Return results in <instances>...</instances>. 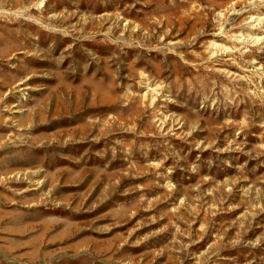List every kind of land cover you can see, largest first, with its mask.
Wrapping results in <instances>:
<instances>
[{
  "label": "rangeland",
  "instance_id": "374dc122",
  "mask_svg": "<svg viewBox=\"0 0 264 264\" xmlns=\"http://www.w3.org/2000/svg\"><path fill=\"white\" fill-rule=\"evenodd\" d=\"M0 264H264V0H0Z\"/></svg>",
  "mask_w": 264,
  "mask_h": 264
}]
</instances>
